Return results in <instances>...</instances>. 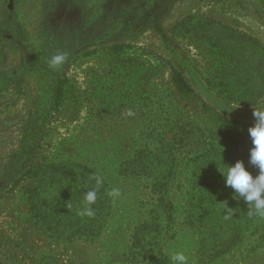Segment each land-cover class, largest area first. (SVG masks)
I'll use <instances>...</instances> for the list:
<instances>
[{"label":"rangeland","instance_id":"1","mask_svg":"<svg viewBox=\"0 0 264 264\" xmlns=\"http://www.w3.org/2000/svg\"><path fill=\"white\" fill-rule=\"evenodd\" d=\"M221 104L264 110V0H0V264H264Z\"/></svg>","mask_w":264,"mask_h":264},{"label":"clouds","instance_id":"2","mask_svg":"<svg viewBox=\"0 0 264 264\" xmlns=\"http://www.w3.org/2000/svg\"><path fill=\"white\" fill-rule=\"evenodd\" d=\"M63 59L62 55H57L53 57L52 63L59 64ZM253 115L256 123L248 129L253 145L249 163L258 168V174L253 175L243 161H237L234 165L226 164V171H219L225 178V185L233 189L234 199L238 195L250 208H254L257 214L264 215V110H255ZM99 183L100 180L97 179V184ZM110 195H118V190H114ZM84 199L87 205L93 204L97 199L96 190L87 191ZM81 215H93L92 209L84 208ZM171 259L174 264H187L188 261L183 252L174 253Z\"/></svg>","mask_w":264,"mask_h":264},{"label":"trees","instance_id":"3","mask_svg":"<svg viewBox=\"0 0 264 264\" xmlns=\"http://www.w3.org/2000/svg\"><path fill=\"white\" fill-rule=\"evenodd\" d=\"M176 82L179 83V84L181 83L180 86H183L184 84H185L186 86H188V84L185 82L184 77H182V76L177 77ZM182 82H184V83L182 84ZM220 106H221V108H223L227 113H230V114H232V115H234V116H237L238 118L245 119V120H248V119H255L253 113H244V112L235 111L234 109H231L230 107H227V106L224 105V104H221ZM263 218H264V216H263Z\"/></svg>","mask_w":264,"mask_h":264}]
</instances>
